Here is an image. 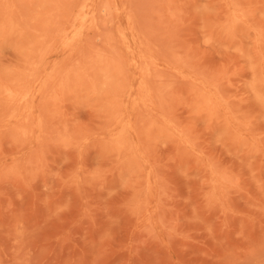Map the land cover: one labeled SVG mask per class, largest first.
I'll return each instance as SVG.
<instances>
[{
    "label": "rangeland",
    "instance_id": "1",
    "mask_svg": "<svg viewBox=\"0 0 264 264\" xmlns=\"http://www.w3.org/2000/svg\"><path fill=\"white\" fill-rule=\"evenodd\" d=\"M0 264H264V0H0Z\"/></svg>",
    "mask_w": 264,
    "mask_h": 264
}]
</instances>
